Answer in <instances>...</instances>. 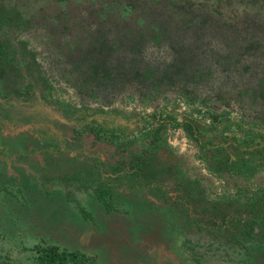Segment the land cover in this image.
<instances>
[{"label":"rangeland","instance_id":"obj_1","mask_svg":"<svg viewBox=\"0 0 264 264\" xmlns=\"http://www.w3.org/2000/svg\"><path fill=\"white\" fill-rule=\"evenodd\" d=\"M132 1L0 0V23L13 12L29 21L18 38L44 99L99 121L121 115L96 134L26 125L10 118L0 83V262L34 264L33 247L47 242L100 264H264V167L212 170L169 123L151 143L166 110L179 121L208 123L211 111L264 126V0L252 14L249 0H136L123 14ZM135 164L142 186L173 181L166 195L150 186L116 194ZM106 186L111 213L95 194Z\"/></svg>","mask_w":264,"mask_h":264},{"label":"trees","instance_id":"obj_2","mask_svg":"<svg viewBox=\"0 0 264 264\" xmlns=\"http://www.w3.org/2000/svg\"><path fill=\"white\" fill-rule=\"evenodd\" d=\"M150 2H152L151 5L154 8L159 6L166 7L169 4L176 3L175 0H150ZM258 3L257 0L247 1L249 8L246 13L259 12L260 8L263 10L262 6ZM123 5V14H131L133 10L135 11L137 4L136 0H133ZM0 12L3 11L0 10ZM12 15L14 17L11 21L7 20L0 23V34L5 35V39L4 37H0V53L9 54V61L11 63L22 65L23 76L28 78V81L22 84L21 89L25 92H32L33 95H43L42 87L39 86V91L38 85H36L40 74L33 53L24 48V52L19 54V46L13 43L14 39L22 31L26 30L29 21L24 19L20 13L13 12ZM161 37V34L156 36L158 39ZM36 72H38V76H36ZM68 108L69 112L80 111L79 109H73L71 106ZM105 114L109 117L115 116L116 120H120L121 118V115H114L111 112ZM164 114V117L162 115L157 116L160 126L152 134V144L161 141L162 127L169 123L174 127H182L187 132V135L196 141L200 148V156L208 158L207 161L211 163L210 167L212 170H219L220 168V171L224 172L227 171L239 175L249 173L253 175L260 167H264L263 125L253 121H246L243 118L217 114L211 111L208 113L210 115V122L208 123L190 115H184V119L179 121L175 117L174 112L168 110L164 111ZM113 119L114 117L112 118V126L118 124V121L115 122ZM92 124L93 127L89 126L92 134H96L95 131L101 127V130H105L104 128H106L102 124L96 126H94V123ZM110 131H114V129L111 128ZM95 194L103 203L108 213L116 211L115 204H113V194L107 186L96 189ZM81 213L85 219H93L91 213L84 207L81 208ZM33 250L37 255V262L34 264H100L93 255L80 250H70L57 244L47 242L37 243L33 247ZM0 264L2 263L0 262Z\"/></svg>","mask_w":264,"mask_h":264},{"label":"flooded vegetation","instance_id":"obj_3","mask_svg":"<svg viewBox=\"0 0 264 264\" xmlns=\"http://www.w3.org/2000/svg\"><path fill=\"white\" fill-rule=\"evenodd\" d=\"M0 37H4L5 35L0 34ZM19 36V35H18ZM18 36L14 39V44L19 46V54L24 52L23 43L19 40ZM5 39V37H4ZM1 41V40H0ZM5 45V44H4ZM9 52V51H7ZM9 65V64H8ZM6 65L5 63L0 61V83L4 86L5 91H8L7 101L4 102L5 105L11 106V111L9 113L10 118H13L16 121L26 122V125L30 124H44L49 127L56 126V124L62 129L66 128L72 132H78L84 135L87 127H93L102 124L107 127L104 122L107 120L108 122H112L113 117L103 115L104 121H99L96 114H89L88 111L85 113L82 110L76 112H70L66 109L62 108L59 104H52L46 99H44L43 95H33L32 92H25L22 88V84L28 81V78L23 76V67L19 64L11 63L10 65H14V69H11V66ZM34 66V65H33ZM35 68V66H34ZM15 69L20 70V75L18 72H14ZM36 76H38V72H36ZM37 82V81H36ZM37 85V83H36ZM39 91L40 87L38 86ZM20 90V91H19ZM23 98V99H22ZM7 103V104H6ZM66 110V111H65ZM64 111V112H63ZM72 116V119L68 118L63 120L61 116ZM40 119V120H37ZM95 121V122H93ZM97 121V122H96ZM113 121H117L113 119ZM122 122V121H120ZM57 130V127H54ZM53 129V128H52ZM87 133V132H86Z\"/></svg>","mask_w":264,"mask_h":264},{"label":"crops","instance_id":"obj_4","mask_svg":"<svg viewBox=\"0 0 264 264\" xmlns=\"http://www.w3.org/2000/svg\"><path fill=\"white\" fill-rule=\"evenodd\" d=\"M169 151H170V156L172 158L174 156L173 155L174 153L171 150H169ZM175 165L178 166V164H176V163H175ZM138 166H139L138 164L137 165L135 164V169L133 168V171H132V174H131L130 178H128V177L125 178L124 177L122 179V181H124V183L121 185V187L117 186V184H119V181H117L116 184L112 187L113 189H116L115 190L116 194H119V193L121 194L122 193L121 195H125V194L130 193L132 190H134L136 188L150 186V189L153 188V190L160 191L162 193L164 192V194L166 195L167 190L169 191V188L171 187V182H173V181L165 180V179H157L156 183H150V182L147 181L146 183H148V184H146V186H144V185L142 186V185H140V180L141 179L138 178V174L136 172ZM158 182H160V183H158ZM117 192H119V193H117ZM170 194H171V192H169V195ZM148 197H151V196L148 195Z\"/></svg>","mask_w":264,"mask_h":264},{"label":"built area","instance_id":"obj_5","mask_svg":"<svg viewBox=\"0 0 264 264\" xmlns=\"http://www.w3.org/2000/svg\"><path fill=\"white\" fill-rule=\"evenodd\" d=\"M181 133H182V130L178 129L177 134L181 135ZM175 141H181V138L179 135L177 136V138H175Z\"/></svg>","mask_w":264,"mask_h":264}]
</instances>
